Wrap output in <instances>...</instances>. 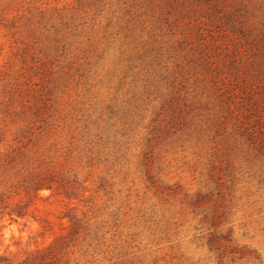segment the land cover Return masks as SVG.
I'll return each mask as SVG.
<instances>
[{"label": "rangeland", "instance_id": "374dc122", "mask_svg": "<svg viewBox=\"0 0 264 264\" xmlns=\"http://www.w3.org/2000/svg\"><path fill=\"white\" fill-rule=\"evenodd\" d=\"M15 148L0 254L264 264V0H0Z\"/></svg>", "mask_w": 264, "mask_h": 264}, {"label": "trees", "instance_id": "16d2710c", "mask_svg": "<svg viewBox=\"0 0 264 264\" xmlns=\"http://www.w3.org/2000/svg\"><path fill=\"white\" fill-rule=\"evenodd\" d=\"M23 145H20L19 148L21 149ZM15 149L10 151H6L0 157V170L5 171L7 169V165H9L14 160V152ZM1 181V180H0ZM42 189H51V186L48 182L44 180L34 181L33 183L26 186L23 191L27 195L29 193L28 190L37 193L39 190ZM3 193H0V215L3 216V211L8 208L7 202L4 200ZM28 206V202L18 205L17 207L11 208L7 211V214L10 218H13L15 215L16 217H22L24 215L23 209ZM68 242L64 237H58L55 239L52 244L48 245L45 248L37 249L32 252L26 253L24 257H12L5 254H0V264H67V260L63 258L62 249L67 247Z\"/></svg>", "mask_w": 264, "mask_h": 264}]
</instances>
